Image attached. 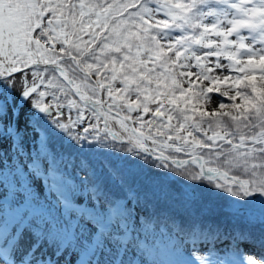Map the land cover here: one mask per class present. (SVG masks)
I'll list each match as a JSON object with an SVG mask.
<instances>
[{
  "label": "snow or ice",
  "instance_id": "6c2138e0",
  "mask_svg": "<svg viewBox=\"0 0 264 264\" xmlns=\"http://www.w3.org/2000/svg\"><path fill=\"white\" fill-rule=\"evenodd\" d=\"M0 264H264V0H0Z\"/></svg>",
  "mask_w": 264,
  "mask_h": 264
},
{
  "label": "trees",
  "instance_id": "16d2710c",
  "mask_svg": "<svg viewBox=\"0 0 264 264\" xmlns=\"http://www.w3.org/2000/svg\"><path fill=\"white\" fill-rule=\"evenodd\" d=\"M209 107H211V106L209 105ZM25 139H27L28 140V143H29L30 140L34 139V136L25 135ZM28 143H25V144L27 145ZM217 246H219V245H217Z\"/></svg>",
  "mask_w": 264,
  "mask_h": 264
},
{
  "label": "rangeland",
  "instance_id": "374dc122",
  "mask_svg": "<svg viewBox=\"0 0 264 264\" xmlns=\"http://www.w3.org/2000/svg\"><path fill=\"white\" fill-rule=\"evenodd\" d=\"M210 106H211V107H214V104H210ZM25 141H26V142H25ZM25 141H24L25 143H28V140H27V139H25Z\"/></svg>",
  "mask_w": 264,
  "mask_h": 264
}]
</instances>
